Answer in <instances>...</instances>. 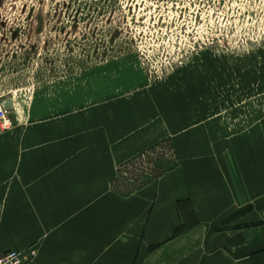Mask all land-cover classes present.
Masks as SVG:
<instances>
[{
  "label": "crops",
  "instance_id": "crops-1",
  "mask_svg": "<svg viewBox=\"0 0 264 264\" xmlns=\"http://www.w3.org/2000/svg\"><path fill=\"white\" fill-rule=\"evenodd\" d=\"M189 103L151 87L0 125V250L35 245V264H264V128L230 130ZM159 121L176 165L117 190L120 150Z\"/></svg>",
  "mask_w": 264,
  "mask_h": 264
},
{
  "label": "rangeland",
  "instance_id": "rangeland-1",
  "mask_svg": "<svg viewBox=\"0 0 264 264\" xmlns=\"http://www.w3.org/2000/svg\"><path fill=\"white\" fill-rule=\"evenodd\" d=\"M151 87L230 130L264 128V0H0L4 130ZM135 136L123 193L176 165L162 121Z\"/></svg>",
  "mask_w": 264,
  "mask_h": 264
},
{
  "label": "built area",
  "instance_id": "built-area-1",
  "mask_svg": "<svg viewBox=\"0 0 264 264\" xmlns=\"http://www.w3.org/2000/svg\"><path fill=\"white\" fill-rule=\"evenodd\" d=\"M5 102H0V122L8 128L13 124L10 114L13 108L7 109ZM37 254L38 248L35 245L26 250H0V264H35Z\"/></svg>",
  "mask_w": 264,
  "mask_h": 264
},
{
  "label": "water",
  "instance_id": "water-1",
  "mask_svg": "<svg viewBox=\"0 0 264 264\" xmlns=\"http://www.w3.org/2000/svg\"><path fill=\"white\" fill-rule=\"evenodd\" d=\"M5 107L7 109H11L13 108L14 104H13V100L12 99H9V100H6V102L4 103Z\"/></svg>",
  "mask_w": 264,
  "mask_h": 264
}]
</instances>
